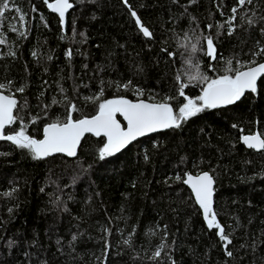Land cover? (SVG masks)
<instances>
[{"label":"trees","instance_id":"obj_1","mask_svg":"<svg viewBox=\"0 0 264 264\" xmlns=\"http://www.w3.org/2000/svg\"><path fill=\"white\" fill-rule=\"evenodd\" d=\"M70 1L74 10L65 31L45 0H14L21 11H6L0 21L5 39L0 83L11 82L0 91L18 101L17 123L6 133L23 127L41 140L49 123L66 120L69 103L77 108L73 119L94 116L100 102L119 97L167 102L176 111L186 98L202 95L203 84L196 81L179 95V84L187 83L197 66L209 78L231 74L226 60L233 69L246 70L237 61L252 60L257 42L264 45V22H244L246 12L253 19L264 16V0L243 7L238 0ZM233 7H238L236 27L229 35ZM208 35L215 60L189 47ZM259 63L264 55L248 66ZM128 81L127 89L117 86ZM20 87L22 93L16 91ZM256 132L264 138V77L256 93L207 109L179 129L104 160L99 150L105 139L93 136L73 160L62 155L35 160L1 140L0 264H264V150L241 144L243 135ZM204 172L216 183L215 210L232 240L231 257L183 182L188 174ZM165 242L168 247L152 259Z\"/></svg>","mask_w":264,"mask_h":264},{"label":"snow or ice","instance_id":"obj_2","mask_svg":"<svg viewBox=\"0 0 264 264\" xmlns=\"http://www.w3.org/2000/svg\"><path fill=\"white\" fill-rule=\"evenodd\" d=\"M47 6L55 13L59 14L62 23L65 20L66 13L72 9L74 4L70 0H54L49 3L45 0ZM195 2V0H192ZM127 5V0H124ZM251 5L253 0H238V7H243L245 4ZM131 10V6L128 5ZM238 7H233L231 10L233 15L226 22L229 27L228 34L231 35L235 31V20ZM14 10L20 12L21 10L15 6L14 0H0V21L5 17L6 11ZM131 15L136 17V22L141 31L146 37H151L152 33L147 27H145L135 11H131ZM244 22L249 26L255 25L257 22H264V16L258 19L248 17L247 12L244 14ZM255 16V13H252ZM25 16L20 15L19 20L24 21ZM211 29V25L208 26ZM224 25H218V28H223ZM13 30H16L13 26ZM261 34L264 35V27L260 28ZM21 35H24L22 32ZM203 40L204 43H201ZM5 39L0 34V44L4 43ZM206 44V48H205ZM199 46V47H198ZM191 53L195 54L198 50L203 49L204 53L211 59H216V48L211 35L197 38L195 43L190 46ZM257 51L252 53V60L237 63L241 64L242 68L246 70L233 69L232 61L226 60L227 72L231 74H224L217 78H209L207 75L202 74L198 66L194 74L188 76L187 83H180L179 88L180 96H185V89L190 86L192 81L203 84L202 95H199L195 99L186 98L187 102L184 103L178 110L174 111L171 104L167 102L163 103H146L143 101L133 102L132 100L124 97L104 100L98 104V111L94 116L84 117L81 119H73L72 113L77 110L75 104L69 103L68 116L63 122L57 120L56 122L49 123L44 128V138L41 140L35 139L26 134L23 127L18 131L11 130L8 133L5 132L7 126H11L17 123L18 116L14 115V110L18 108V101L14 98V95H4L0 91V140H7L12 142L20 149L27 150L32 158L35 160H42L54 154H65L69 157L77 155V149L80 145L81 139L85 133H92L99 137L103 135L106 137V142L99 150V158L104 160L106 157H111L121 149L125 148L132 141L136 140L140 136H144L147 133L157 132L162 129H179L182 126V122H186L189 118L197 116L207 109H216L222 106L231 105L236 103L246 92H257V80L264 77V63H259L257 66H248L255 63V59L261 55H264V45H260L257 42ZM167 51V49H164ZM71 50L67 55L71 56ZM14 55V53H9ZM174 53H169V56L174 57ZM190 62V61H189ZM179 80V77H178ZM122 88H129L132 86L131 81L126 84L117 85ZM11 82L0 83V89H10ZM16 91L23 92L24 88H17ZM63 91V90H62ZM138 95H143L142 90L136 89ZM100 96L103 95V89H101ZM95 102L94 97H89ZM170 99V98H169ZM56 103V101H53ZM47 108V106H45ZM117 114L123 117L127 122L126 127L122 126L121 122L117 119ZM235 127V126H234ZM243 142L252 149H264V138L259 135L250 136L245 135ZM3 155V153H0ZM147 159V157H145ZM176 179L180 180L181 177L177 176ZM184 183L190 184L197 203L203 210V215L207 220L209 228L218 229V235L222 241H225L223 247L226 251V255L231 257L232 251L228 250V245L232 244V240L229 235L225 234V228L222 227L216 218V213L213 210V194H214V178L208 172H204L200 175L193 176L187 175V179ZM76 237H73L75 240ZM126 240L125 243H130ZM11 244V242H9ZM109 245L105 244L107 249ZM168 247L167 243H162L158 246V249L153 253L152 259H157ZM167 255V253H165ZM175 264V261L172 262Z\"/></svg>","mask_w":264,"mask_h":264},{"label":"water","instance_id":"obj_3","mask_svg":"<svg viewBox=\"0 0 264 264\" xmlns=\"http://www.w3.org/2000/svg\"><path fill=\"white\" fill-rule=\"evenodd\" d=\"M70 2H71V1H70ZM123 3H124V0H123ZM124 4H125V3H124ZM127 4H128V0H127ZM125 5H126V4H125ZM47 7H48V6H47ZM48 9H50V8L48 7ZM50 10H51V9H50ZM73 10H74V6H73L72 9L68 10V12L66 13L65 20H64L63 23H62V21H61V18L59 17V14H58V13H55V12H53V11L51 10L55 15H57V16L59 17V19H60V21H61V24H62V27H63V30H64V31L66 30L68 16H69V14H70ZM257 65H258V64H257ZM257 65H254V66H257ZM262 79H263V77L258 78V80H257V86L259 85V83H260V81H261ZM247 93H249V92H246L245 95L242 96L240 99H242L243 97H245ZM3 94L6 95L5 93H3ZM140 101H143V102H146V103H151V102H148V101H145V100H140ZM133 102H139V101H133ZM14 115H15V110H14ZM117 119L121 122L122 126H125V127H126L127 122L123 119L122 116H120L119 114H117ZM9 127H10V126H7L6 129L9 128ZM6 129H5V131H6ZM169 130H171V129H162V130H159V131H157V132L147 133V134H145L144 136H140V137H138L136 140L132 141L129 145H127L125 148L121 149L120 151H124V150H126L128 147H130L131 145H133L134 143H136V142H138V141H140V140H142V139H145V138H148V137H151V136H154V135H156V134H159V133H162V132H165V131H169ZM255 135H259V136H261L259 132H256L255 134H252V135H250V136H255ZM87 136H93V137H95V138H103V139H105V142H106V137H104L103 135L97 137V136H95V135L92 134V133H85L84 136H83V138L81 139L80 145H79V147H78V149H77V155H76V156H74V157H69V156H67V155H65V154H54L53 156L47 157V158L42 159V160H46V159H48V158H53V157H55V156H59V155L65 156V157H67L68 159H72V160L75 159V158L78 156V154H79V150H80V148H81V146H82V143H83V141L85 140V138H86ZM244 136H245V135H243V136L241 137V144H242L243 146H245V147L248 148V149L254 150V151H256V152H261V151L264 150V149H252V148H249V147L243 142V138H244ZM43 138H44V135H43ZM43 138H42V139H43ZM261 138H262V137H261ZM0 141H1V140H0ZM120 151H119V152H120ZM201 174H202V173H201ZM209 174H210V173H209ZM191 175H192V174H191ZM199 175H200V174H199ZM193 176H196V175H193ZM186 179H187V175H186L185 180H186ZM185 186L190 190V192L192 193L193 198H194V200H195L197 206L200 208L199 204L197 203V201H196V199H195V194H194V192H193V190H192L190 184L185 183ZM215 186H216V183H215V180H214V185H213V189H214V194H213V210H214L215 213H216V210H215ZM200 210H201L202 215H203V210H202L201 208H200ZM216 218H217V222L221 225V223H220V221H219V219H218V217H217V214H216ZM203 219H204V222H205L206 226L208 227V223H207V220L205 219L204 215H203ZM208 229L212 230L213 228H209V227H208Z\"/></svg>","mask_w":264,"mask_h":264}]
</instances>
